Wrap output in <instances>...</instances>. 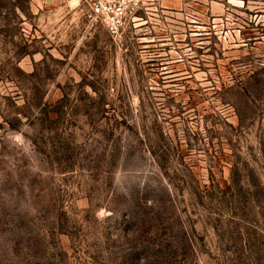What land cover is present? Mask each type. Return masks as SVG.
<instances>
[{"label": "rangeland", "instance_id": "rangeland-1", "mask_svg": "<svg viewBox=\"0 0 264 264\" xmlns=\"http://www.w3.org/2000/svg\"><path fill=\"white\" fill-rule=\"evenodd\" d=\"M0 264H264V0H0Z\"/></svg>", "mask_w": 264, "mask_h": 264}, {"label": "built area", "instance_id": "built-area-1", "mask_svg": "<svg viewBox=\"0 0 264 264\" xmlns=\"http://www.w3.org/2000/svg\"><path fill=\"white\" fill-rule=\"evenodd\" d=\"M90 16L117 36L148 0H81Z\"/></svg>", "mask_w": 264, "mask_h": 264}]
</instances>
